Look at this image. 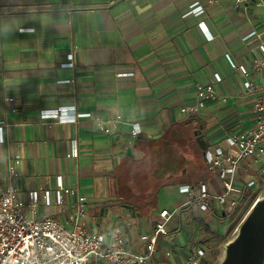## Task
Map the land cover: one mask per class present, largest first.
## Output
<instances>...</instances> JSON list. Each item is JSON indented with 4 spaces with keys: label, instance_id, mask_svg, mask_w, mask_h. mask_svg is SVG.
<instances>
[{
    "label": "crops",
    "instance_id": "1",
    "mask_svg": "<svg viewBox=\"0 0 264 264\" xmlns=\"http://www.w3.org/2000/svg\"><path fill=\"white\" fill-rule=\"evenodd\" d=\"M195 2L203 6L202 13L189 12ZM201 21L207 32L199 27ZM262 42L264 0L239 5L235 0H0V121L7 123L6 141L0 143V189L15 185L29 206L31 190H54L62 176L67 186H78L87 196L91 232L108 233L121 225L128 246L143 252L141 234L152 230L166 207H158L156 198L150 209L135 205L141 213L135 217L123 207L118 217L112 214V226L102 230L103 220L97 224L101 207L122 206L114 196L116 178L130 173L132 162L152 144L163 157L177 152L179 164L191 163L190 175H174L182 180L165 185H178L180 199L172 209L186 198L179 191L182 184L209 181L219 187L216 174L213 180L205 163L199 167L203 158L197 137L183 142L170 137L201 129L208 146L225 147L230 132L254 126V98L245 93L244 78L229 58L252 67ZM74 46V66L63 67ZM215 73L221 74V83H215ZM251 80L264 86V68ZM210 82L227 100H209L195 114L183 112L197 101L198 86ZM60 107L91 116L75 123L42 118L44 110ZM100 119L117 123L112 133L100 129ZM134 123L141 129L137 135ZM163 137L168 141L158 148L146 142ZM74 141L79 155L68 157ZM11 165L19 172L12 180ZM74 202V195L63 205L42 201L38 216L56 215L71 228ZM175 218L180 234L171 229ZM173 220L158 242L155 259L162 264H188L201 246L199 228L216 229L224 216L190 205Z\"/></svg>",
    "mask_w": 264,
    "mask_h": 264
},
{
    "label": "built area",
    "instance_id": "2",
    "mask_svg": "<svg viewBox=\"0 0 264 264\" xmlns=\"http://www.w3.org/2000/svg\"><path fill=\"white\" fill-rule=\"evenodd\" d=\"M241 1L243 0H235V4L239 5ZM203 11V6L195 2L189 12L200 14ZM199 27L203 32L209 29L205 21H201ZM76 50L77 46H74L67 55V61L62 64L63 67L74 66ZM229 62L244 78L245 93L254 98L255 121L251 129L230 132L225 138V147H207V168L213 180L216 174L219 187L215 188V184L212 185L209 181L182 184L179 191L185 194V200L174 209L164 208L159 211L152 230L140 236L145 248L143 252H139L128 246L127 231L121 225L108 233L91 232L86 222L87 196L80 193L78 186H67L62 176L57 177L54 190H31L28 193L29 206L21 200L16 186L10 184L7 188L0 189V264H162L155 259L158 242L169 233V224L179 209L195 205L203 213L225 216L227 209L231 212L245 203L264 179V168L259 172L252 171L255 162L264 157V86L251 80L255 72L264 68V42L258 45L252 67L232 58H229ZM214 81L221 83V74L215 73ZM215 83L200 84L197 101L184 106L182 111L195 114L209 100H227V96L216 90ZM41 115L44 119L57 118L61 123H75L79 118L91 116L88 112H77L75 107L44 110ZM99 125L105 133H112L117 123L113 121L107 124L100 119ZM6 126L7 123L0 121V143L6 141ZM140 132L139 124L134 123L135 135ZM78 155L79 148L74 141L73 149L67 156ZM13 160L15 164L19 163L17 157ZM18 175L17 169L11 165L9 178L12 180ZM68 195L75 197L68 220L71 228L67 227V221L56 215L38 216V207L42 201L46 205H63ZM166 255L170 256L171 251H167ZM207 255V248L198 247L189 256L188 263L206 264Z\"/></svg>",
    "mask_w": 264,
    "mask_h": 264
},
{
    "label": "trees",
    "instance_id": "3",
    "mask_svg": "<svg viewBox=\"0 0 264 264\" xmlns=\"http://www.w3.org/2000/svg\"><path fill=\"white\" fill-rule=\"evenodd\" d=\"M195 137V133H193L192 136H188V134L183 133L181 137H179V135H174L173 137H170V139H178V141L183 142V140L186 141ZM165 141H168V137H163V139L160 141L154 139H151L150 141L146 140V142L155 144L157 148L161 145H164ZM198 147L201 157L203 158V161L199 162L200 166H198L201 168L205 163L207 167L205 161V151L201 149L200 145ZM174 148L175 146H173V149ZM148 149L149 150L146 151L141 159L134 160L132 162L130 173L125 174L123 178H116L114 196L119 200L120 204L129 203L150 209V207L154 206L155 204L159 189L169 183L181 181L182 179L179 177L181 175L185 176L184 174L188 172L189 165L191 163L188 165H182L183 163L179 164L177 161V152H175L172 157L167 153L164 154L163 157L164 152L161 150L158 152L159 148L156 151V147H153L152 144L148 146ZM188 173L190 175L192 172ZM174 175L180 176L178 179H173ZM171 177L173 180H171ZM131 181H133V185L130 184ZM133 188H135V190L138 189L140 194L136 193ZM150 189L155 192L154 195L150 196L147 194V191ZM205 263L208 264V261L205 260Z\"/></svg>",
    "mask_w": 264,
    "mask_h": 264
},
{
    "label": "rangeland",
    "instance_id": "4",
    "mask_svg": "<svg viewBox=\"0 0 264 264\" xmlns=\"http://www.w3.org/2000/svg\"><path fill=\"white\" fill-rule=\"evenodd\" d=\"M189 135L192 136L193 132H190ZM190 149L193 150L194 148L190 147ZM263 166H264V159L258 163H255L253 168L260 170L262 169ZM189 168H190V165H189ZM154 193L155 192L151 193V195H154ZM177 193H178V185L176 184L164 186L161 189H159L158 194H157L158 207H161V208L166 207V208L172 209L173 206L176 205V203L180 199ZM263 194H264V179L263 181L260 182V186H257L255 191L252 194H250L249 199L245 203H243L242 205H240L238 208H236L235 210L231 212L229 209H227V214L224 216V221L220 223L221 225L218 226V228L216 229L215 227L206 228V226L201 227V229L199 228V235H198L199 240L198 241L201 244L200 247L208 248V255H207L208 264H216L218 262L219 258L221 257L223 253L225 243L228 242L235 235L238 226L240 225L241 221L243 220V218L249 211L252 204L255 202V200L258 197H260ZM109 210H110V214L105 215L103 218V223L101 225L102 230H105V229L107 230L109 227L112 226L113 224L112 214L118 217V213H120V211L123 210V207L119 205H113L109 207ZM125 210L127 211V209ZM195 221L197 222V220ZM172 223L173 224H172L171 229H173L176 232L180 227V226H177L174 228V225L178 224L177 218H175ZM169 228H170V225H169ZM177 233L180 234L179 230Z\"/></svg>",
    "mask_w": 264,
    "mask_h": 264
},
{
    "label": "water",
    "instance_id": "5",
    "mask_svg": "<svg viewBox=\"0 0 264 264\" xmlns=\"http://www.w3.org/2000/svg\"><path fill=\"white\" fill-rule=\"evenodd\" d=\"M194 133L201 149L206 151L208 144L202 130H195ZM122 207L128 210L131 217L141 216L134 204L124 203ZM108 213L109 207H101L97 220L99 226ZM216 264H264V194L255 200L235 235L225 243L223 253Z\"/></svg>",
    "mask_w": 264,
    "mask_h": 264
}]
</instances>
